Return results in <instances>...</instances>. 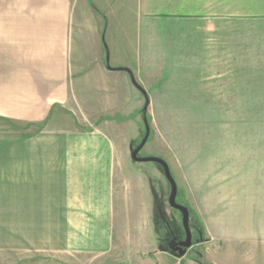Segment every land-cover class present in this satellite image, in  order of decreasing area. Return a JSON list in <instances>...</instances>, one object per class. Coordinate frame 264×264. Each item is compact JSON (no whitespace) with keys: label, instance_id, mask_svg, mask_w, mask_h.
<instances>
[{"label":"crops","instance_id":"obj_1","mask_svg":"<svg viewBox=\"0 0 264 264\" xmlns=\"http://www.w3.org/2000/svg\"><path fill=\"white\" fill-rule=\"evenodd\" d=\"M125 1L108 0L104 15L73 0L69 10L33 17L17 5L0 10L2 109L10 97L14 112L22 97H36L43 108H34L35 118L46 113L47 98L88 114L65 130L0 131V264H103L107 257L158 264L159 255L169 264L161 250L137 249L147 245L137 230L146 199L122 142L124 114L146 107L148 89L250 96L263 86L264 0H133L130 9ZM130 28L133 40L120 44ZM235 110L243 109H223ZM115 238L128 248L118 253Z\"/></svg>","mask_w":264,"mask_h":264},{"label":"rangeland","instance_id":"obj_2","mask_svg":"<svg viewBox=\"0 0 264 264\" xmlns=\"http://www.w3.org/2000/svg\"><path fill=\"white\" fill-rule=\"evenodd\" d=\"M4 1L0 0V10L5 3V7L17 5L23 8L26 17L39 16L49 8L69 10V0ZM73 1L91 5L101 15L108 6L112 7L108 0ZM125 4L123 8L129 5L130 9L133 0H126ZM31 27L36 29L34 23ZM134 36L130 28L121 32L118 39L120 44L128 46ZM103 44L107 49L105 38ZM261 84V88L249 92L250 96L226 94L239 93L238 90H210L200 94L192 89L147 90L149 100L143 110L150 129L138 155H155L167 162L177 184L176 201L187 207L190 222L198 228V240L193 245L197 253L188 251L179 264H189L188 259L198 257L203 262L198 264H264V81ZM170 92L175 94L169 95ZM12 98L8 99L7 110H3L1 103L7 98L0 95V131L65 130L69 125L80 126L82 117L88 115L70 111L69 101L52 102L47 98L50 101L46 113L35 118L39 113H34V108H43L39 102L35 104L38 98L22 97L25 99L15 112ZM199 100L219 103L206 106L191 103ZM231 108L243 110L223 111ZM141 112L124 114L120 130L122 142L130 144L127 155L130 168L137 172L139 185L142 183L138 192L146 199L145 223L138 226L137 232L140 237L144 229L147 245H137V249L142 255L161 250L171 260L168 263L173 264V258L178 256L166 248L165 241L170 235H184L181 213L168 204L170 185L162 167L153 161L136 162L131 156L145 132ZM121 228L116 226L115 231ZM142 240L145 241L144 237ZM114 241L113 249L118 253L128 248L118 238ZM164 258L159 255L158 264H167ZM128 261L129 257H107L102 263L128 264Z\"/></svg>","mask_w":264,"mask_h":264},{"label":"water","instance_id":"obj_3","mask_svg":"<svg viewBox=\"0 0 264 264\" xmlns=\"http://www.w3.org/2000/svg\"><path fill=\"white\" fill-rule=\"evenodd\" d=\"M131 80L137 88L142 90L140 88V86L136 83V81L132 77H131ZM144 122H145V132H144L143 138L141 139L138 146L132 150L131 156H132V159L136 162L153 161L162 167V171H163V173H164V175H165V177H166V179L170 185V194L168 197V204L170 207L178 209L181 212L182 226H183V229L185 231V239L183 241L179 242L177 247L171 246V250L177 251V254H176L177 256H183V255H185L186 248L191 245V231H190V227H189V211H188L186 206L179 204L176 201L177 184H176V182H175V180H174V178L170 172V169H169L167 162L163 158H161L159 156H155V155H138L139 150L145 144V142L147 141L148 136H149V129H150L149 125H148L146 119H144Z\"/></svg>","mask_w":264,"mask_h":264},{"label":"flooded vegetation","instance_id":"obj_4","mask_svg":"<svg viewBox=\"0 0 264 264\" xmlns=\"http://www.w3.org/2000/svg\"><path fill=\"white\" fill-rule=\"evenodd\" d=\"M140 151V150H139ZM177 196V195H176ZM172 208V207H171ZM172 209H175V208H172ZM175 210H178V209H175ZM179 211V210H178ZM180 212V211H179ZM181 213V212H180ZM182 216V215H181ZM190 216H189V227H190V231H191V245L189 247L186 248V252L185 254L188 252V251H193L195 253H197V250L193 247L194 244H196L195 241L198 240L197 238V231H198V228H196L195 226H193V224L190 222ZM183 227V226H182ZM184 231V229H183ZM185 239V231H184V235L183 236H179V237H176L175 235H170L169 237H167V240L165 241L166 243V248L174 255L177 254V251H173L171 250V246L173 247H177L179 242L183 241ZM184 248V247H183Z\"/></svg>","mask_w":264,"mask_h":264},{"label":"trees","instance_id":"obj_5","mask_svg":"<svg viewBox=\"0 0 264 264\" xmlns=\"http://www.w3.org/2000/svg\"><path fill=\"white\" fill-rule=\"evenodd\" d=\"M103 33H104V31H102V35H103ZM103 41H104V35H103ZM145 99H146V101H147L148 98H145ZM141 114H142V116L144 117V119L147 118V116H146V111H145V110H142ZM195 260H196L197 262H199V263H203V262L199 259V257H198L197 259H195Z\"/></svg>","mask_w":264,"mask_h":264}]
</instances>
